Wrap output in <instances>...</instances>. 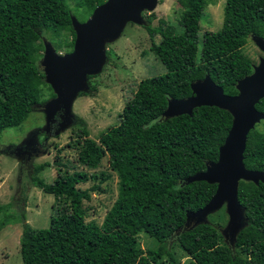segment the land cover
<instances>
[{"label":"trees","instance_id":"1","mask_svg":"<svg viewBox=\"0 0 264 264\" xmlns=\"http://www.w3.org/2000/svg\"><path fill=\"white\" fill-rule=\"evenodd\" d=\"M103 1L78 0L76 8L87 17ZM177 2L180 32L162 20L143 26L150 38L148 50L165 73L137 82L118 123L99 134L98 144L86 136L72 143L80 165L93 169L106 153L117 175V194L101 223L84 220L82 200L88 194L76 186L88 179L84 172L57 168L54 179L44 182L36 175L46 163L33 166L32 185L54 200L46 227L22 224L21 264H156L162 255L178 264L164 242L183 225L186 212L203 207L216 188L186 179L203 172L206 162L216 161L231 116L206 105L194 107L189 115L163 118L161 113L168 98L187 97L189 83L205 75L225 94L236 93V81L252 71L251 60L241 52L247 36L264 40V0H224L220 28L203 31L200 39L197 31L206 0ZM70 16L65 0H0V130L19 125L40 98V33L59 37L68 32L65 52L71 49ZM254 107L264 114V97ZM242 163L264 174V131H248ZM236 198L245 217L234 239L236 250L220 244L216 229L201 223L176 236L189 257L185 264H264V182L239 180ZM141 231L158 242L157 248L137 247Z\"/></svg>","mask_w":264,"mask_h":264},{"label":"rangeland","instance_id":"2","mask_svg":"<svg viewBox=\"0 0 264 264\" xmlns=\"http://www.w3.org/2000/svg\"><path fill=\"white\" fill-rule=\"evenodd\" d=\"M77 1L65 0V3L71 11V16L82 22L92 11L84 17L82 9L76 8ZM206 2L199 20L198 39L203 31L218 30L222 22L224 0ZM180 11L177 0H157L151 12L141 13L144 24L126 22L118 36L104 41L99 69L97 72L83 74L72 93V102L67 109H64L60 100L68 91L69 87H65L68 83L63 82L62 87L55 90L45 81L47 69L43 58L47 44L58 55L68 53L71 49L65 52L64 43L69 41L70 35L68 32H62L59 37H55L49 32L40 33L38 42L41 48L36 54L37 68L42 72L44 81L40 98L19 125L0 130V264H21L18 240L23 223L32 228L46 227L48 224L54 199L52 195L44 194L32 185L30 178L35 165L46 163L36 175L44 182L54 179L57 168L68 173L84 172L88 179L76 184L88 194V199L82 200V206L86 210L84 220L97 225L101 223L116 197L117 175L110 169L106 153L93 169L80 165L76 161L77 150L73 148L72 143L86 136L98 144L99 134L118 123L119 113L124 103L131 98L137 82L144 77L165 73L164 67L148 50L150 38L143 26L148 23L155 26L162 20L172 25L176 32H180ZM158 39L159 34H155L153 41L157 42ZM56 44H59L58 48H55ZM241 52L251 60V66H256L260 59L264 58V51L256 45L251 35L247 36ZM92 87L94 90H91ZM254 127L264 131V120L260 119ZM82 130H85L86 134H82ZM204 214L206 215L200 220L188 218L165 240L164 248L172 254L178 264H185L189 257L179 248L176 236L201 223L216 229L220 244H224L231 251L236 250L234 239L239 229L245 225L244 217L238 213L231 220L226 201ZM136 244L144 251L157 248L158 242L141 231L136 234ZM156 264L171 263L162 255Z\"/></svg>","mask_w":264,"mask_h":264},{"label":"water","instance_id":"3","mask_svg":"<svg viewBox=\"0 0 264 264\" xmlns=\"http://www.w3.org/2000/svg\"><path fill=\"white\" fill-rule=\"evenodd\" d=\"M156 4L157 0H105L95 6L90 16L82 22L70 16L74 32L71 50L58 55L47 44L43 58L47 69L45 81H48L55 90L61 88L63 82L68 83L65 87L71 88H68L67 93L60 100L64 109L71 105L72 93L83 74L97 72L99 69L104 41L118 36L126 22L144 24L141 13L151 12ZM251 38L264 51V40L253 34ZM189 87L190 94L187 97L167 99L161 113L163 118L180 114L189 115L194 107L206 105L226 110L231 116V125L223 143L218 147L216 161L206 162L203 172L195 173L186 179V181L202 180L213 183L216 188L203 207L186 212L185 221L188 218L200 220L206 215L205 212L217 208L223 201L227 202L231 220L238 213L244 217L243 209L236 198L238 181L264 182L262 171L248 170L242 163V152L248 131L260 119L264 120V114L254 107V104L264 97V58L260 59L256 66H252L249 74L236 81L235 94H225L208 75L190 82ZM52 103L54 104L55 100Z\"/></svg>","mask_w":264,"mask_h":264}]
</instances>
